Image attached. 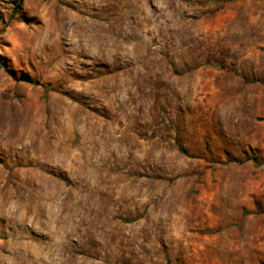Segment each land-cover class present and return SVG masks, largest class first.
<instances>
[{"label": "rangeland", "instance_id": "rangeland-1", "mask_svg": "<svg viewBox=\"0 0 264 264\" xmlns=\"http://www.w3.org/2000/svg\"><path fill=\"white\" fill-rule=\"evenodd\" d=\"M264 0H0V264H264Z\"/></svg>", "mask_w": 264, "mask_h": 264}, {"label": "trees", "instance_id": "trees-1", "mask_svg": "<svg viewBox=\"0 0 264 264\" xmlns=\"http://www.w3.org/2000/svg\"><path fill=\"white\" fill-rule=\"evenodd\" d=\"M250 160L252 161V163L255 165V166H258V167H263L264 168V162L262 161H259L258 157L253 155L250 157Z\"/></svg>", "mask_w": 264, "mask_h": 264}]
</instances>
